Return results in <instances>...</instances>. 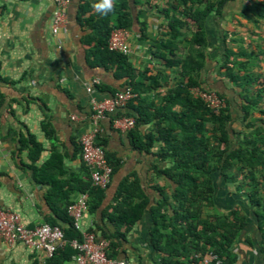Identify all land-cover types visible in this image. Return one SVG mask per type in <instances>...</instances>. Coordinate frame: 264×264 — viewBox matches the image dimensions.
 <instances>
[{"label": "trees", "instance_id": "16d2710c", "mask_svg": "<svg viewBox=\"0 0 264 264\" xmlns=\"http://www.w3.org/2000/svg\"><path fill=\"white\" fill-rule=\"evenodd\" d=\"M164 1L159 11L165 22L159 29H165L166 36L152 37L149 51L161 67L173 72V85L164 86L162 77L166 69L141 70L133 64L130 54L109 48L112 32L119 28L132 32L135 21L140 25V39L149 38L147 24L135 13L138 0H115V11L107 16L93 8L99 0H81L77 20L86 32L83 44L91 66L111 71L117 80L123 81L120 88L101 84L102 89L113 96L127 88L135 94L116 110L113 119L123 116L135 119L134 126L127 130L132 146L155 156V175L165 180L163 185H155L161 197L149 209L154 223L150 241L162 263L199 264L212 250L223 264H233L238 258L233 248L248 223V216L239 205L225 212L216 210L217 180L221 176L226 186H234L237 193L247 196L259 221L264 252V126L250 119L256 101L248 97L243 135L236 141L231 139L227 97L203 86L200 80L207 58L206 20L211 12H221L227 0ZM243 13L249 18L250 13L256 19L264 18V0H249ZM232 56L227 49L221 69L231 80L239 82L236 73L239 65ZM194 87L216 91L227 105L210 108L192 94ZM126 108L134 112L124 111ZM143 126H147L146 131ZM44 128L49 136L53 135L49 121L44 122ZM98 144L113 168V179L123 165L122 158L106 149V138L99 134ZM24 148L29 149L31 163L25 166L32 170L33 178L50 185L47 199L53 214L46 216V223L61 227L66 241L52 257L34 264H68L77 255L72 242H81L83 232L69 214L75 192L88 193L87 211L95 214L102 209L103 218L113 224V232L103 231L100 235L95 228L88 231L109 239L108 256L116 258L121 240L143 218L149 206V197L139 178L134 174L125 176L108 202L112 179L105 188L95 185L86 164L83 177L76 174L66 177L62 157L55 149L49 160L37 165L42 147L32 135L21 139L20 150Z\"/></svg>", "mask_w": 264, "mask_h": 264}, {"label": "crops", "instance_id": "0c3cea01", "mask_svg": "<svg viewBox=\"0 0 264 264\" xmlns=\"http://www.w3.org/2000/svg\"><path fill=\"white\" fill-rule=\"evenodd\" d=\"M80 1H70L67 22L54 33L55 0H0V208L17 214L28 228L46 223V216L53 214L47 199L50 185L37 182L32 170L25 166L31 160L29 149L20 150L21 139L32 135L41 144L37 165L49 160L55 149L62 157L66 177L73 174L83 177L86 163L81 156L80 138L98 129L99 136L106 138V149L123 161L110 183L107 201L112 199L119 182L130 174L139 178L150 200L143 218L121 240L116 259L126 264H163L161 255L151 245L154 223L149 209L161 197L155 185H163L165 180L155 175V156L135 149L128 132L114 125L116 110L97 123L93 120V101L113 96L101 84L116 89L123 81L117 80L111 71L90 65L82 39L86 32L77 20ZM138 1L135 13L147 24L149 38L140 39V25L135 21L130 37L131 60L141 70L149 67L153 71L164 70L152 58L149 46L152 37L166 36L165 29H159L165 22L164 14L159 11L165 1ZM248 2L227 0L221 12L210 13L205 25L207 58L200 80L203 86L227 97L231 115L229 131L234 141L245 130L248 97L256 101L250 119L264 126V18L256 19L251 13L250 18L244 16ZM227 49L239 65L236 68L239 82L231 80L221 69ZM162 81L164 86L173 85V72L167 70ZM124 111L134 112L129 108ZM46 120L51 124L52 136L44 128ZM142 129L146 131L147 126ZM217 185L216 210L225 212L239 205L248 216V223L233 248L238 255L233 264H264L259 221L247 196L237 193L234 186H226L221 176ZM80 193L73 194L74 202ZM91 228L100 235L115 230L103 218L102 209L95 214L84 212L80 230ZM46 258L44 251L22 242L9 245L0 237V264H34Z\"/></svg>", "mask_w": 264, "mask_h": 264}, {"label": "built area", "instance_id": "2783aa9c", "mask_svg": "<svg viewBox=\"0 0 264 264\" xmlns=\"http://www.w3.org/2000/svg\"><path fill=\"white\" fill-rule=\"evenodd\" d=\"M71 0H55L56 9L52 19V29L57 33L67 22V7ZM131 32L127 29H115L109 40V48L131 54L130 43ZM97 83L99 81H96ZM195 97L201 98L210 108L221 109L227 105L226 99L221 97L216 91L206 90L199 87L191 89ZM135 94L130 88L117 92L114 96L100 101H93V120L97 123L108 112L124 107L126 102L133 98ZM133 117L123 116L114 119V125L121 130L127 131L134 126ZM99 130L84 133L80 138L82 147V159L91 169V177L95 185L105 188L111 182L113 168L107 160L105 151L98 144ZM88 193H80L78 199L70 205L69 214L74 220V224L80 229V221L87 210ZM83 232L81 242L74 240L72 245L78 250L77 255L68 264H126L116 258H110L108 251L110 240L98 237L96 233ZM0 237L9 245L22 242L27 246L44 251L47 258L52 257L59 246L66 243L64 232L61 227L43 223L34 228L26 227L19 216L10 211L0 208ZM199 264H223V260L214 251H208Z\"/></svg>", "mask_w": 264, "mask_h": 264}, {"label": "clouds", "instance_id": "9594fccd", "mask_svg": "<svg viewBox=\"0 0 264 264\" xmlns=\"http://www.w3.org/2000/svg\"><path fill=\"white\" fill-rule=\"evenodd\" d=\"M97 13L107 16L115 11V0H99L93 5Z\"/></svg>", "mask_w": 264, "mask_h": 264}]
</instances>
